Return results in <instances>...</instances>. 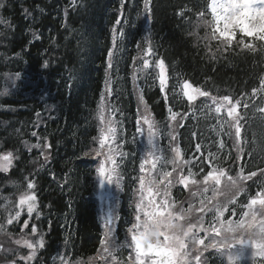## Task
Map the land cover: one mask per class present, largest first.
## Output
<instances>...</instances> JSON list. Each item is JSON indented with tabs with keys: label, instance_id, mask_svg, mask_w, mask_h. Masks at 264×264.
Returning a JSON list of instances; mask_svg holds the SVG:
<instances>
[{
	"label": "trees",
	"instance_id": "trees-1",
	"mask_svg": "<svg viewBox=\"0 0 264 264\" xmlns=\"http://www.w3.org/2000/svg\"><path fill=\"white\" fill-rule=\"evenodd\" d=\"M0 3V19L4 21L0 23V155L7 151L17 157L7 172L0 171L1 261L4 257L14 260L20 252L23 262L16 260V264H39L43 260L48 264L49 257L61 245L73 260L87 259L95 253L100 226L94 204L98 174L92 158L101 139L99 126L112 118L117 133L135 132L137 93L133 72L143 51L151 48L157 60L164 61L169 90L185 79L213 96L240 98L246 104L250 91L260 88L264 80V42L245 38V42L257 45L256 51L243 45L226 51L208 24L207 0H147V7L146 0ZM142 94L157 130L166 132L169 105L158 89L143 88ZM256 105L239 109L242 143L235 150L225 140L224 148L210 146L209 151L236 166L246 164L250 158L249 172L257 170L260 175L243 184L253 188L255 183L257 189L264 191V122L255 111ZM190 122L188 130L180 131L183 142L188 144L183 146L192 147L191 153L200 158L207 146L202 147L207 138L206 120L193 117ZM33 132L37 135L33 136ZM25 143L51 147L43 148L41 155V149L29 151ZM197 144L201 145L200 152L196 151ZM129 150L135 153L133 147ZM128 165L124 168L127 193L124 191L122 199L131 208V183L134 179L136 187L139 165ZM200 166L192 170L196 178L201 169L207 170L205 164ZM173 169L169 154L166 163L154 168L161 176ZM123 173L120 171L122 181ZM172 180L175 181L173 176L170 194L179 192L184 202V189ZM199 180L200 184L204 182ZM30 181L35 185L33 189L27 188ZM199 188L194 185L193 191L187 192L195 193L192 198L196 203L200 202ZM32 194L37 216L30 223L37 227V235L44 242L34 263L26 259L28 250L16 243L32 239L37 244V238L31 235L32 224L23 232L22 222L7 223L21 197ZM22 218H26V211Z\"/></svg>",
	"mask_w": 264,
	"mask_h": 264
},
{
	"label": "snow or ice",
	"instance_id": "snow-or-ice-1",
	"mask_svg": "<svg viewBox=\"0 0 264 264\" xmlns=\"http://www.w3.org/2000/svg\"><path fill=\"white\" fill-rule=\"evenodd\" d=\"M0 7H3V4L0 3ZM147 7V0H146ZM208 8L211 10L212 21L210 22L212 25V32L215 38L220 39L221 43L224 45L225 50H229L231 48L236 47L237 45H243L245 49L249 51H256L257 45L255 43L245 42V38H252L254 41L264 42V0H210L208 4ZM25 13H28L27 9H24ZM203 16V13H201ZM0 23H4L2 19H0ZM119 23V21L117 22ZM257 25L259 27L257 28ZM218 33V37L215 35ZM3 33H0L2 35ZM239 35V39L237 36ZM123 36V33H121ZM39 38V37H37ZM236 41V44L233 43ZM113 43L115 44V37L113 38ZM151 48L147 50V53H151ZM112 53L109 52V56L111 57ZM48 66V62H44V67ZM111 64H109V68ZM150 65L149 61L145 59L143 61V67L139 68L138 71L144 72L149 70ZM154 68L159 69L158 79L160 83L161 92H165L166 84H167V68L164 61L158 60L154 64ZM18 75V74H17ZM133 79H136V76H133ZM261 88H264V80L261 81ZM184 96L187 97L188 101H194L198 96L199 97H210L212 104H215L214 112L216 114H220L222 109H226L228 117H231L234 121L233 123H229L228 121H224V123L228 124V131L223 129L221 126V131H224L225 135L231 136L232 133L230 129L235 127V137L237 142H239L241 137V127L239 126V118L234 114L237 112V107L240 105V101H236L235 104L232 103V98L230 96H223L221 99L217 100L215 96H211L208 91L201 90L200 88H194L192 84L188 81H185L183 84ZM7 91V90H5ZM257 90L254 88L253 93ZM143 97L141 96V100ZM247 104H244V107L247 108ZM103 107V105H101ZM260 111H264V109H260ZM169 112H172V109L169 108ZM40 114L37 113V116ZM176 113H173L171 116V120H176ZM144 123L149 125V145L151 146L149 155H154L155 151H158L157 143L154 139L155 133L153 132V128L155 127L154 122H150L149 118L143 117ZM116 121L110 120L108 121L109 127L107 129L110 135L106 136L105 129L101 128V139L100 146L101 149L105 147V142L109 138L115 142L116 131L114 127L111 125L115 124ZM137 131H142V128L138 127ZM33 136H36L37 133L33 132ZM195 137V133L192 134ZM175 139V137H173ZM25 146L31 151L33 148L41 149V155H44L43 148H50V144L41 145L40 143L34 145ZM220 148L224 147L223 140L220 141ZM119 145L116 148L109 147L108 154L105 156V160L102 161L98 168V173L100 177L103 179L107 176V180L109 183L112 182L113 177H116L117 184L119 183V172L117 169L116 161L114 159L113 154H118L121 158L125 155L122 151H118ZM201 145H196V151L200 152ZM176 157L179 158L181 156L179 148L175 149ZM96 154L101 155L100 150H96ZM14 157L12 152H8L4 155H0V171L7 172L9 167L12 165ZM159 158V157H157ZM47 160V156H45ZM111 162L112 167L110 169H106L105 164ZM147 163L148 161L145 160ZM173 164L176 163L175 159L172 161ZM143 168V165L141 166ZM152 167L155 168L156 164L153 163ZM203 169H201L202 171ZM175 171V168L173 169ZM243 171V170H241ZM225 175V172L221 170H212L207 172V174L203 177V181L207 184L209 181H214L216 185H219L221 182V177ZM257 175L256 172H249L247 176H241L242 180H252L253 177ZM261 175H264V170H261ZM171 176V172L164 173V178L167 179ZM228 180L230 181L231 189H236L240 191L239 180L228 176ZM191 181L192 184H196L197 181L194 179V174L189 170L188 176H181L179 183L183 184L185 187L188 186V182ZM143 183V181H142ZM171 181H169V185ZM149 194L152 195L151 186L155 185V181H149ZM35 187L33 182H29L27 184L28 189H33ZM156 187V195L161 194V190L158 185ZM195 195V193H193ZM168 196V189L165 188L163 192V197ZM231 202V201H229ZM203 204V201L201 202ZM19 205L21 207L27 205V214L29 218H31L33 212L36 210L35 203V195H24L21 197L19 201ZM259 207H255V206ZM168 201L167 199H163L161 203H156L155 198L150 199L148 204L144 205V209L142 210L141 205L137 204L138 213L142 211L143 219L140 214L135 216V223H132L131 228L128 229V232L131 233V241L129 243V247L134 248L135 258L133 264H186V257L189 255L188 251V242L191 240L192 244L196 243L203 244V240H197L195 234L192 232V228L195 225H191L187 231L184 230V227L180 223H174L175 221H180L185 219L184 210L181 209L180 213L177 215H173L172 212L167 211ZM249 211L244 212V217H250L251 222L245 221L241 219L234 223H229L227 227H225L224 222L220 220V216L222 215L223 206L222 205H214L213 208L207 209L208 212H214L215 220L219 223L220 227H212V231L215 233V236H220L222 232H245L247 229L253 228L254 224L258 225V232L253 233L256 238L261 241L257 247L259 253L264 255V192L258 194L256 198H252L247 205ZM191 205L189 207V211H191ZM197 211L204 213L205 207H200ZM20 216V212L17 211L15 213V217L9 218L7 223L12 224L13 219L18 220ZM257 216L260 217L257 220ZM201 225L203 224V217L200 218ZM28 226V222H24V227ZM201 230H204L201 227ZM32 233H36L37 229L35 226L31 229ZM111 228H109V232L106 235L111 233ZM153 234H155V238L153 239ZM227 239V236H225ZM235 239V237H233ZM242 246L244 245V239L240 238L237 241ZM17 244H23L28 249H31L30 255L26 258L28 260L34 259L36 256L37 245L28 241V240H17ZM223 243L214 242L211 245H205L204 251L207 250L208 247L218 248L219 244ZM111 247L113 250L118 249L121 245L117 244V242L113 239L110 241ZM43 237L39 241V247L43 248ZM227 246V245H225ZM105 252L108 253L109 256H112L113 261H115V256L113 251H109V248L106 247L104 249ZM244 248L241 247L235 256L237 258L243 256ZM202 253L196 255L195 260L196 264H207L206 260H201ZM233 256H229V261L231 262ZM63 264V261H62Z\"/></svg>",
	"mask_w": 264,
	"mask_h": 264
},
{
	"label": "rangeland",
	"instance_id": "rangeland-1",
	"mask_svg": "<svg viewBox=\"0 0 264 264\" xmlns=\"http://www.w3.org/2000/svg\"><path fill=\"white\" fill-rule=\"evenodd\" d=\"M209 11H210V13H211V10L209 9ZM259 27V25H257V28ZM142 58H144V60L145 59H147L148 61H149V65H150V68H149V70H147V71H144V72H139L138 74H137V80L138 81H140L141 82V86L142 87H144L145 85H153V86H159L160 87V83H159V79H158V73H159V69H156V68H154V64L156 63V61L153 59V58H151L150 57V54H148L147 52H145L144 54H142ZM139 82V83H140ZM134 88V91H137L138 90V88L135 86V87H133ZM175 91H176V93H177V96L180 98V99H183V98H185V99H187V97L186 96H184V91H185V89L183 88V84H178V86H176V89H175ZM137 98V100H139L140 98H139V95H137L136 96ZM114 99H116V98H114ZM206 99H207V101L215 108L216 107V105L215 104H212V101H211V99H210V97H206ZM217 100H219L218 98H217ZM146 109V108H145ZM147 110V109H146ZM226 110V109H225ZM148 111V110H147ZM170 114H172V113H170ZM217 116H218V114H217ZM227 117H228V115H227ZM229 119H230V117H228ZM224 121V120H223ZM138 127H140L141 128V125H139ZM232 129V128H231ZM137 136H138V139H142L143 138V131H138V133H137ZM102 155H103V158H104V160H105V157H104V153L102 152ZM113 165H112V163L111 162H108V163H106L105 164V167H106V169H110L111 167H112ZM106 179H107V177H106ZM112 190H111V201L113 202V197H114V195L113 194H115L116 193V191H117V182H116V179H114L113 178V180H112ZM111 183H110V185H111ZM143 186H145V188L146 189H148L149 190V187H150V185H149V183H144V185ZM151 192H152V195H150V198H145V200H144V196H146V195H148L149 193H148V191H145V194L143 195V196H141V198H140V200H139V202L137 203V204H139V205H141V209L142 210H147V209H144V205H146V204H148V201L150 200V199H153V197L155 198V201L157 200L156 199V187L155 186H151ZM145 202H147V203H145ZM137 206V205H136ZM24 208H26L27 209V205H25V206H23V207H20V212H21V210H23ZM168 211V210H167ZM140 212H142V211H140ZM140 212L138 213V211H137V214H140ZM13 217H15V215H13ZM12 217V218H13ZM112 219H113V222H111V224H110V226H108V228H111V229H113L114 228V226H115V221H116V217H113L112 216ZM13 220H16V219H13ZM241 260H245V258H244V256H241Z\"/></svg>",
	"mask_w": 264,
	"mask_h": 264
}]
</instances>
